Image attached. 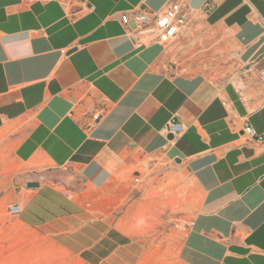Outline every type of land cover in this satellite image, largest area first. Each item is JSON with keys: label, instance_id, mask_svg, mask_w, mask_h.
I'll list each match as a JSON object with an SVG mask.
<instances>
[{"label": "crops", "instance_id": "1", "mask_svg": "<svg viewBox=\"0 0 264 264\" xmlns=\"http://www.w3.org/2000/svg\"><path fill=\"white\" fill-rule=\"evenodd\" d=\"M85 1L93 9L71 17L54 0H0V132L17 131L8 135L18 140L10 166L33 164L32 182L41 179L22 189V176L1 166L0 204L24 191L19 222L83 264H143L135 218L154 216L164 198L153 201L133 173L157 157L183 168L189 200L199 196L177 263L264 264V142L243 143L230 122L247 117L264 138V86L254 74L264 67L263 0H216L207 13V0H189L197 19L169 47L135 45L120 22L169 0ZM209 34L222 49L233 41L239 58L204 50ZM92 109L102 118L84 130ZM175 112L187 130L171 140L158 131Z\"/></svg>", "mask_w": 264, "mask_h": 264}, {"label": "rangeland", "instance_id": "2", "mask_svg": "<svg viewBox=\"0 0 264 264\" xmlns=\"http://www.w3.org/2000/svg\"><path fill=\"white\" fill-rule=\"evenodd\" d=\"M224 34L226 37L231 36L228 31H225ZM230 49H236L233 41L230 44ZM218 67L216 66V70ZM184 69L191 71L192 67L186 65ZM213 70L206 69L205 72L213 73L216 71ZM223 70L225 68L218 69L220 76H224ZM12 132L17 131L16 129L10 131V128H4L0 132V167L3 166L4 172L16 170L22 176V179L39 178V176L30 175L32 171L37 173V168L35 169L33 164L25 163L19 166H10L13 149L18 143V140H11L8 137ZM145 162L149 166L146 167L143 164ZM25 165L29 167L26 171H24ZM134 168L142 171L141 180L147 182L144 185L147 193L152 189L153 192L150 193L149 197L154 193L156 195L153 194V201L156 200L155 197L164 198V202L161 203L163 206L158 207V211L155 212L154 216L144 215L142 220L138 219V216L135 218L134 227L144 237L147 246V257L143 264H178L175 259L177 247L186 232L187 223L190 222L197 209L199 196L195 190L189 200L191 191L187 188L191 183L188 184L187 178L184 177L183 168L174 162H165L157 157H145L142 161H137ZM138 174L139 172H134V175ZM128 178L130 180L135 179L131 174H128ZM73 181L75 184L77 183L76 178L73 179L70 176L67 178V182L72 183ZM156 186L158 188H153ZM58 188L65 192L64 188ZM174 191L179 196L178 200L172 197ZM68 194L72 196L70 192ZM23 195L24 191L21 196L22 199ZM184 199L188 201L186 206L183 204ZM7 205L6 201L0 204V264H83L74 256L56 246L47 237L28 229L16 217L8 215L6 212ZM137 213L139 214V212ZM117 226L126 232H130L123 226L122 219L118 221Z\"/></svg>", "mask_w": 264, "mask_h": 264}, {"label": "built area", "instance_id": "3", "mask_svg": "<svg viewBox=\"0 0 264 264\" xmlns=\"http://www.w3.org/2000/svg\"><path fill=\"white\" fill-rule=\"evenodd\" d=\"M40 1L47 2L52 0ZM54 1L66 4L71 17H76L93 9L92 6L89 5L85 0H78L75 6L72 5V0ZM188 1L189 0H169L163 9L158 11H149L141 7L133 8L121 14L120 22L125 30V34L132 39L135 45L156 42L163 47H169L178 40L179 35L186 29L189 22L197 17L196 12H194V10L188 5ZM216 4V0H207L204 4V13H207L208 9ZM220 41L221 38L218 36L209 34L207 39L202 41V45L204 50H214V52H218L227 56L230 61H236L239 58L238 50L230 49V44L222 49L218 46V42ZM250 66L253 67L254 64H251ZM254 74L257 82L264 86V67L254 69ZM223 105L225 106V104ZM102 115L103 113L101 110L92 109L90 111L88 121L83 123L82 128L84 130L93 129L102 118ZM70 117H75L74 111L70 112ZM230 122L233 125L237 124L240 128V131L243 134V143L251 142L255 144H262L264 142L263 136L257 133L247 117L240 118L238 122H236L233 117H230ZM186 130L187 125L181 121L179 114L175 112L170 116L168 121L163 125V127L159 129L158 132L164 137L171 135V140H174L183 135ZM136 171L142 173L140 169H136ZM30 175L38 176L39 174L31 172ZM133 177L135 178V181H138L136 176ZM32 180L34 179H23L20 184L21 188L27 189L28 187L26 184L28 182H32ZM38 182L41 183V179ZM22 209L23 200H20L17 203L8 204L6 212L10 216L17 217ZM187 224L189 225L190 222Z\"/></svg>", "mask_w": 264, "mask_h": 264}, {"label": "water", "instance_id": "4", "mask_svg": "<svg viewBox=\"0 0 264 264\" xmlns=\"http://www.w3.org/2000/svg\"><path fill=\"white\" fill-rule=\"evenodd\" d=\"M168 138L171 139L172 136L169 135ZM176 162H178V161H176ZM26 186H27L28 188H33V189H34V188H38V187H40V183H39V182H28V183L26 184Z\"/></svg>", "mask_w": 264, "mask_h": 264}, {"label": "bare ground", "instance_id": "5", "mask_svg": "<svg viewBox=\"0 0 264 264\" xmlns=\"http://www.w3.org/2000/svg\"><path fill=\"white\" fill-rule=\"evenodd\" d=\"M146 167L149 166L147 162L143 163Z\"/></svg>", "mask_w": 264, "mask_h": 264}]
</instances>
